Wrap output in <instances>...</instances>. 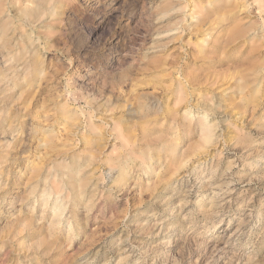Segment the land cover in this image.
<instances>
[{
	"label": "rangeland",
	"instance_id": "rangeland-1",
	"mask_svg": "<svg viewBox=\"0 0 264 264\" xmlns=\"http://www.w3.org/2000/svg\"><path fill=\"white\" fill-rule=\"evenodd\" d=\"M0 264H264V0H0Z\"/></svg>",
	"mask_w": 264,
	"mask_h": 264
}]
</instances>
